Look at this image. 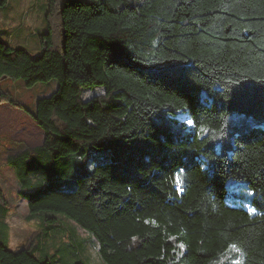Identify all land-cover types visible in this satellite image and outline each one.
Wrapping results in <instances>:
<instances>
[{"label":"trees","instance_id":"obj_1","mask_svg":"<svg viewBox=\"0 0 264 264\" xmlns=\"http://www.w3.org/2000/svg\"><path fill=\"white\" fill-rule=\"evenodd\" d=\"M45 23L38 56L0 41V82H58L33 111L0 89L44 132L8 159L30 214L106 264H264V0H47ZM37 251L0 264H54Z\"/></svg>","mask_w":264,"mask_h":264},{"label":"rangeland","instance_id":"obj_2","mask_svg":"<svg viewBox=\"0 0 264 264\" xmlns=\"http://www.w3.org/2000/svg\"><path fill=\"white\" fill-rule=\"evenodd\" d=\"M46 12L47 0H8L0 8V41L17 48H25L32 55L38 56L41 50L39 36L47 31ZM55 21L59 22V18L52 19L53 23ZM57 87L58 82L55 79L33 87L25 86L21 80L5 78L0 82V89L10 92L16 100L32 111L38 99L51 96ZM102 93L101 87L88 89L83 92V99L88 100ZM4 104L7 103L0 104V107ZM178 117L184 118L182 115ZM33 133L31 124L22 121L17 115L0 111V212H7L6 215L0 213V242L9 246V236V249L19 250L30 245L44 247L54 264H106L99 255V244L94 235L70 217L52 213L56 223L50 225L41 220V215L30 214L26 199L19 194L21 185L17 179L16 168L8 159L15 153L33 149L42 142L43 135ZM81 150V157L89 167L93 162H104L110 154L107 148L94 147L89 142L84 143ZM32 189L26 187L24 191L31 192ZM42 232L49 233V238H45Z\"/></svg>","mask_w":264,"mask_h":264},{"label":"crops","instance_id":"obj_3","mask_svg":"<svg viewBox=\"0 0 264 264\" xmlns=\"http://www.w3.org/2000/svg\"><path fill=\"white\" fill-rule=\"evenodd\" d=\"M14 107L13 106H11V105H9V104H4L3 106H1L0 107V111H5L7 114H12V115H17L22 121H25V122H27V123H29V124H31L32 126H33V134L35 135H37V134H42L43 135V138H42V142L38 145V146H41L42 144H43V142H44V132H43V130L35 123V121L33 122L28 116H26L24 113H23V111L21 112V111H17V110H15V109H13ZM35 126V127H34ZM36 126H38L39 128H37ZM33 134H29V136H32ZM29 144H30V142L29 141H27ZM38 146H36V147H38ZM35 147V148H36ZM25 150V149H24ZM23 151V150H22ZM20 152V151H19ZM16 154V153H15ZM27 207H28V203H27ZM29 210V209H28ZM5 210H1V215H2V213L4 214V215H6L7 214V212H4ZM30 217V216H29ZM7 229H8V227H7ZM43 234H45V233H47V232H42ZM49 233L48 234H45V235H43L45 238H49ZM7 245H9V246H11V243H10V241H9V236H8V240H7ZM9 246H7V247H9ZM26 247H23V248H20L19 250H22V249H25ZM10 250H13V251H19V250H16V249H10ZM56 252H58V251H56ZM50 254H48L47 252H45L44 251V247H39L38 246V251H37V256H39V257H45V258H48V257H50L49 256Z\"/></svg>","mask_w":264,"mask_h":264}]
</instances>
